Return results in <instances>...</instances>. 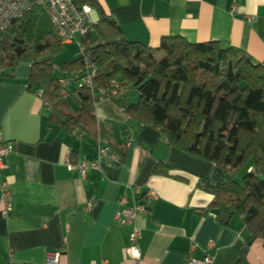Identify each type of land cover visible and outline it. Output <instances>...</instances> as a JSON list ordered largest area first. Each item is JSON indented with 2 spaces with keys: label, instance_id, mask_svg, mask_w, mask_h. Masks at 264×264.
<instances>
[{
  "label": "crops",
  "instance_id": "0c3cea01",
  "mask_svg": "<svg viewBox=\"0 0 264 264\" xmlns=\"http://www.w3.org/2000/svg\"><path fill=\"white\" fill-rule=\"evenodd\" d=\"M100 2L129 41L152 48L166 36L193 44L219 42L264 68V0H238L236 9L235 0ZM93 18L98 19L95 12ZM30 74L31 65L22 63L0 82V136L15 150L0 170V183L11 193L7 217L0 208V264H45L50 252L61 254L60 264H189L191 259L203 264L208 256L212 264L238 263L249 239L242 219L223 227L214 210L198 214L213 201L199 182L226 180L217 165L170 145L159 129L131 120L126 130L127 116L111 100L96 105V117L113 128L126 154L123 160L113 151L100 156L95 139L49 123V109L29 90ZM87 75L81 70L66 87L75 90ZM67 160L85 164V176L69 169ZM158 164L169 167L170 176L156 174ZM150 190L157 199L136 221L141 231L136 260L132 227L114 218L123 198L130 207ZM247 261L264 264L262 241L252 245Z\"/></svg>",
  "mask_w": 264,
  "mask_h": 264
},
{
  "label": "trees",
  "instance_id": "16d2710c",
  "mask_svg": "<svg viewBox=\"0 0 264 264\" xmlns=\"http://www.w3.org/2000/svg\"><path fill=\"white\" fill-rule=\"evenodd\" d=\"M74 2L90 6L98 19L79 41L80 57L59 69L65 76L57 75L54 65L65 45L45 9L36 8L0 31V82L12 78L20 64H30L29 90L42 92L49 123L106 142L122 160L125 147L117 145L113 128L96 117L101 100L113 101L125 113L126 130L131 120L159 129L170 145L217 165L226 180L199 182L213 201L198 214L214 210L223 227L240 217L249 239L237 264H248L252 245L264 243L263 66L219 42L193 44L166 36L152 48L129 41L100 0ZM87 63L93 66L89 73L95 72L90 85L73 91L61 85L86 70ZM113 84L120 89L115 96ZM155 173L170 176V169L158 164Z\"/></svg>",
  "mask_w": 264,
  "mask_h": 264
},
{
  "label": "built area",
  "instance_id": "2783aa9c",
  "mask_svg": "<svg viewBox=\"0 0 264 264\" xmlns=\"http://www.w3.org/2000/svg\"><path fill=\"white\" fill-rule=\"evenodd\" d=\"M238 0H235L234 8L238 7ZM36 8H43L46 11L47 16L50 18L52 25L54 26L56 33L63 45H70L77 43L80 48V42L78 35H85L88 31V25L96 23L94 20L93 9L88 6H79L74 0H0V31L4 32L9 29L15 20H18L25 15L31 13ZM93 69V66L89 63L86 64V71L88 75L83 84L90 85L95 72L89 73ZM62 86H66V81L62 80ZM119 87L117 84H113L111 89V95L115 96ZM106 92L102 91L103 96ZM39 97L42 92L37 94ZM76 135V133H73ZM14 146L10 142H5L0 136V170L3 169V164L6 158L14 153ZM98 153L102 155H110L111 150L108 144L104 141L98 142ZM67 165L71 170H77L82 176L86 174V165L78 164L73 165L70 160H67ZM143 200L136 201L135 205L128 207L127 200L125 198L121 201L122 209L115 214V221L122 226H130L133 231L130 237V249L133 259H140V250L137 246L140 236V229L136 226L137 219L146 214L150 209L152 203L157 199V195L154 191H149L145 194ZM11 196L9 187L6 183H0V208L2 206L3 215L8 216L10 212L9 198ZM142 198V197H141ZM210 248H215V244L211 242ZM61 254L59 252H50L47 254L45 264H60ZM196 259H191L189 264H199ZM213 258L208 256L204 259L203 264H212Z\"/></svg>",
  "mask_w": 264,
  "mask_h": 264
},
{
  "label": "rangeland",
  "instance_id": "374dc122",
  "mask_svg": "<svg viewBox=\"0 0 264 264\" xmlns=\"http://www.w3.org/2000/svg\"><path fill=\"white\" fill-rule=\"evenodd\" d=\"M81 38L82 36L78 35L79 41L81 40ZM80 53H81L80 48L77 43L65 45L64 51L59 56H57V58L54 61V65L60 69L64 63L66 62L71 63L77 60L80 57Z\"/></svg>",
  "mask_w": 264,
  "mask_h": 264
}]
</instances>
